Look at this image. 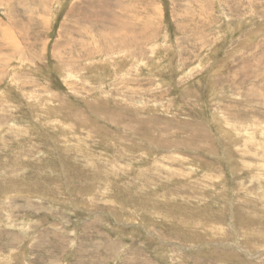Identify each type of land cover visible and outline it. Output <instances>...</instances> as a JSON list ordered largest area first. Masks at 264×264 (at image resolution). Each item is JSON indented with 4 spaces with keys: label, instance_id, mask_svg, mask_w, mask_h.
Segmentation results:
<instances>
[{
    "label": "rangeland",
    "instance_id": "rangeland-1",
    "mask_svg": "<svg viewBox=\"0 0 264 264\" xmlns=\"http://www.w3.org/2000/svg\"><path fill=\"white\" fill-rule=\"evenodd\" d=\"M0 264H264V0H0Z\"/></svg>",
    "mask_w": 264,
    "mask_h": 264
},
{
    "label": "bare ground",
    "instance_id": "bare-ground-1",
    "mask_svg": "<svg viewBox=\"0 0 264 264\" xmlns=\"http://www.w3.org/2000/svg\"><path fill=\"white\" fill-rule=\"evenodd\" d=\"M95 3H96V2H95ZM88 4H89V3H88ZM94 5H95V4H94ZM81 6H82V5H81ZM89 6H91V5H89ZM79 8H80V6H79ZM79 8H78V9H79ZM78 9H77V10H78ZM81 13H82V12H81ZM82 14H83V13H82ZM113 17H114V16H113ZM6 35H7V34H6ZM120 39H121V38H120ZM127 39H128V38H127ZM124 41H125V40H124ZM117 45H118V44H117ZM114 46H115V45H114ZM118 46H120V45H118ZM115 48H117V47L115 46ZM118 48H119V47H118ZM118 50H119V49H118ZM118 52H119V51H118ZM242 166H243V165H242Z\"/></svg>",
    "mask_w": 264,
    "mask_h": 264
}]
</instances>
